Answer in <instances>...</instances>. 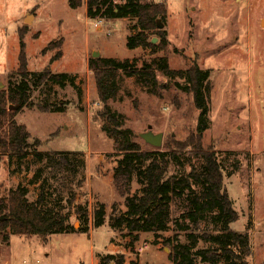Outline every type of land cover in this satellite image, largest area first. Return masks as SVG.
Here are the masks:
<instances>
[{
    "label": "rangeland",
    "instance_id": "1",
    "mask_svg": "<svg viewBox=\"0 0 264 264\" xmlns=\"http://www.w3.org/2000/svg\"><path fill=\"white\" fill-rule=\"evenodd\" d=\"M155 1L168 8L167 50L131 49L129 37L139 31L133 17L92 19L85 3L72 8L69 0H0L1 88L8 86L9 77L19 67L20 30L26 31L30 72L49 67L53 73L74 77V85L50 83L34 88L31 94L34 104L52 102L63 111L24 107L16 114V120L27 126L40 145L22 160L2 157L0 198L19 185L29 188L30 201L45 191L47 206L70 214L76 229L81 226L76 210L81 206L88 211L90 227L89 232L52 234L47 241L40 236L12 234L8 244L0 242V264H100L99 255L119 253L125 255L126 264H177L170 254L176 244L189 243V234L199 238L195 250L213 246L201 236L219 233L220 225L208 215L195 229L182 217L185 209L179 200L172 205L173 219L179 223L173 220L160 237L142 233L133 243L131 237L110 226L115 204L119 210H127L113 181L123 154L115 150L114 140L103 131L104 121L99 116L103 104L90 60L128 59L141 68L162 56H167L177 70L197 64L210 71V128L203 142L217 152L225 188L238 211L239 219L232 229L250 235L248 262L264 264V0ZM51 42V49L44 52ZM59 52L62 56L56 59ZM94 52L98 53L93 56ZM156 71L158 83L149 86L140 77L120 72L119 94L109 105L126 117L124 127L133 130L134 141L144 150L167 151L176 141L196 132L200 110L193 93L184 89L187 79H170ZM151 129L164 134L162 146L143 138ZM35 151L72 153L76 173L59 171L49 164V158L40 161ZM198 163L190 150L181 152L180 159L172 161L170 174L189 173ZM138 188L135 182L133 191ZM100 204L107 207L106 223L95 228L94 211ZM144 242L149 248L138 253ZM197 264L208 263L197 258Z\"/></svg>",
    "mask_w": 264,
    "mask_h": 264
},
{
    "label": "trees",
    "instance_id": "2",
    "mask_svg": "<svg viewBox=\"0 0 264 264\" xmlns=\"http://www.w3.org/2000/svg\"><path fill=\"white\" fill-rule=\"evenodd\" d=\"M72 8L84 3L88 17L92 19L136 18L135 29L128 45L131 49L149 48L167 50L170 45L168 31L165 29L168 8L165 3L147 0H69ZM162 25V27L160 26ZM21 51L19 67L9 77L6 88L0 89V160L4 156L22 160L40 145V140L32 139L27 126L16 120V114L24 107H38L43 111H63L61 106L46 102L34 104L31 94L34 88L50 83L65 87L74 85V77L67 73H53L51 68L41 72H30L25 52V30H20ZM158 43L154 44L153 39ZM51 42L44 52L51 49ZM62 44V43H61ZM62 56L59 52L55 58ZM155 67V68H154ZM90 69L94 72L100 101L103 109L99 116L104 121L103 131L114 140L115 150L123 157L114 169L113 181L119 194L125 199L126 211L119 210L115 204L110 217V226L132 242L140 239L142 233H154L157 237L170 228L173 222L172 205L179 200L185 212L182 217L189 220L195 229L201 221L210 216L215 224L220 225L219 233H204L202 238L211 243V247L195 250L199 238L189 234L188 244H176L170 259L177 264H197V258L208 264H249L251 255L250 235L232 229L231 225L239 219L224 184V170L213 148H206L204 135L210 128L209 99L211 94L210 71L195 64L184 70L171 67L167 56L159 57L153 64L137 67L130 60H118L111 57L91 58ZM175 79H187L185 90L193 93L196 107L200 110L196 132L183 141H176L174 148L167 151H148L133 139L134 132L125 128L126 117L114 111L110 101L119 94V75L137 76L146 85L158 83L157 71ZM17 107L11 109V107ZM191 151L192 157L199 160L198 165L183 174H170L172 161L180 159L181 152ZM36 152V151H35ZM40 161L49 158V164L59 171H77L76 159L72 153L43 154L36 152ZM74 159V160H73ZM74 176V175H73ZM135 182L139 188L133 191ZM29 188L19 185L0 198V242L8 244L12 234L33 237L40 236L45 241L52 234L89 232L88 211L76 210L81 226L76 229L71 224V215L63 214L47 206L45 191L36 201L28 198ZM107 207L100 204L94 211L93 225L102 227L106 223ZM179 223L178 219L174 220ZM100 264H126L124 254L99 255ZM136 264V263H134Z\"/></svg>",
    "mask_w": 264,
    "mask_h": 264
},
{
    "label": "water",
    "instance_id": "3",
    "mask_svg": "<svg viewBox=\"0 0 264 264\" xmlns=\"http://www.w3.org/2000/svg\"><path fill=\"white\" fill-rule=\"evenodd\" d=\"M160 26L162 27V25ZM157 41H158L157 38L153 39V43ZM97 53L98 52H94L93 56H95ZM1 87H4V86L0 85V89ZM14 108H17V107H13V106L11 107V109H14ZM150 128L152 127L150 126ZM143 138L145 139L147 143L160 147L163 145L164 134L163 133L155 134L151 129L149 132L143 134ZM5 218H6L5 215L0 216V221L4 220Z\"/></svg>",
    "mask_w": 264,
    "mask_h": 264
},
{
    "label": "built area",
    "instance_id": "4",
    "mask_svg": "<svg viewBox=\"0 0 264 264\" xmlns=\"http://www.w3.org/2000/svg\"><path fill=\"white\" fill-rule=\"evenodd\" d=\"M115 2H118V0H114ZM149 248V244L147 242L142 243L138 248L137 252L138 253H143L145 250Z\"/></svg>",
    "mask_w": 264,
    "mask_h": 264
},
{
    "label": "crops",
    "instance_id": "5",
    "mask_svg": "<svg viewBox=\"0 0 264 264\" xmlns=\"http://www.w3.org/2000/svg\"><path fill=\"white\" fill-rule=\"evenodd\" d=\"M32 16H33V18L34 19H36L37 17H36V14H32ZM28 17V16H27ZM0 44H3L2 42H0ZM99 262L98 261H96V263L95 264H98Z\"/></svg>",
    "mask_w": 264,
    "mask_h": 264
}]
</instances>
